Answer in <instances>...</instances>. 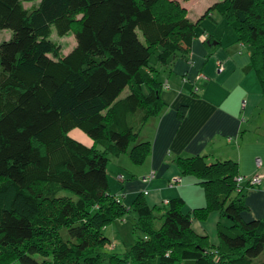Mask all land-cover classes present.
I'll use <instances>...</instances> for the list:
<instances>
[{
    "label": "trees",
    "instance_id": "1",
    "mask_svg": "<svg viewBox=\"0 0 264 264\" xmlns=\"http://www.w3.org/2000/svg\"><path fill=\"white\" fill-rule=\"evenodd\" d=\"M212 12L250 48L264 95V0H223L203 17ZM196 25L177 0H0V31L12 32L0 43V199L12 191L0 203V264H264V222L241 218L246 189L230 161L176 159L179 178L196 179L206 198L188 214L181 199L150 207L140 193L125 206L111 193L110 157L141 166L151 150L141 130L165 108L151 55H187ZM72 32L75 47L59 54L53 34ZM74 129L92 144L70 138ZM213 211L228 224L205 246L191 224ZM130 213L142 237L105 252L104 229Z\"/></svg>",
    "mask_w": 264,
    "mask_h": 264
},
{
    "label": "crops",
    "instance_id": "2",
    "mask_svg": "<svg viewBox=\"0 0 264 264\" xmlns=\"http://www.w3.org/2000/svg\"><path fill=\"white\" fill-rule=\"evenodd\" d=\"M221 1L207 0L206 10ZM208 18L217 26L224 22L217 12L210 13ZM250 54L249 47L236 41L234 32L226 35L202 29L187 55L177 53L166 64L158 61L155 69L163 85L160 96L165 108L148 119L141 130L139 139L149 142L151 147L141 165V177L122 168L123 164L116 170L115 175L121 179L117 177L119 192L114 194L122 195L125 206L138 194L147 193L144 198L150 207L163 206V201L174 199L184 202V214L204 207L205 194L196 179L181 177L179 183L169 186L171 179L180 177L177 158L201 156L208 164L230 161L235 164L236 176L248 178L257 172L264 176V95L250 65ZM220 65L222 70L218 71ZM198 74L204 78L193 83ZM184 77L188 82H183ZM192 86L198 88L196 94ZM181 107L185 110L179 119ZM113 158L119 160L120 156ZM257 159L261 161L259 170ZM151 173L154 179L143 182ZM241 201L247 208L241 213L245 222H264V179L258 188L242 192ZM209 222L215 223V229L219 222L228 224L219 212L213 211L205 221H193L191 228L197 235L207 237L205 246H216L218 238L210 239Z\"/></svg>",
    "mask_w": 264,
    "mask_h": 264
},
{
    "label": "rangeland",
    "instance_id": "3",
    "mask_svg": "<svg viewBox=\"0 0 264 264\" xmlns=\"http://www.w3.org/2000/svg\"><path fill=\"white\" fill-rule=\"evenodd\" d=\"M180 5L186 9L187 11V16L189 15L190 18L194 23H196V31L201 32L202 29L206 30L207 32H213V31H218V32H225L226 35L228 33H232L233 30L232 28L226 23V21L222 22L219 24V26L215 25L209 18L203 17L205 11H206V5L205 2L207 0H177ZM39 0H35L33 2H30L29 0H24V6L26 8L31 7L32 5H37ZM213 6V5H212ZM188 8V9H187ZM12 32L9 30H2L0 31V43L3 41H7L11 38ZM52 41L56 42L58 44V49H59V54H68L76 45V41L74 38V33L72 32L70 36H65L62 38H59L55 35V33L52 36ZM149 66L156 68L158 65V60H157V55L156 53L152 54L149 61H148ZM188 82V80H187ZM194 83V82H193ZM127 90H125L120 98H123L127 94ZM70 138L82 143L85 146H90L92 144V141L90 138L85 135L82 131L78 129L72 130L69 135ZM119 160L110 157V162L108 164V174H109V181H110V188H111V193H118L119 192V187L117 184V177L116 170L118 169L119 164H123V167L125 170H128L131 172L134 176H139V172L141 173L143 171L142 166H135L133 165L130 161L129 158H127V155H120ZM121 166V165H120ZM122 169V170H124ZM122 174L123 171H121ZM125 175V174H124ZM179 178V177H178ZM187 179L188 177H183ZM169 184V183H168ZM203 191V190H202ZM12 191L9 190L7 193L1 195L0 203L1 205H6L9 202V199L11 197ZM191 196H196V193H189ZM231 196L234 198L235 193H232ZM119 199L122 200V195L119 194L118 196ZM166 201H163V206L166 205L164 204ZM169 202V201H167ZM53 210H55L54 207L51 208L48 212V216L53 215ZM208 230H209V236L210 239L213 237H217V232L215 229V223L212 224V222L208 223ZM104 235L109 239L110 243L109 245H103L102 249L105 252H111V248L114 249L113 252L116 253H124L132 244L133 242L137 239V237H142V234L134 230V214L130 213L124 218L116 220L115 222L109 224L106 226L104 229ZM46 260H50L47 258ZM102 264H107V261H105Z\"/></svg>",
    "mask_w": 264,
    "mask_h": 264
},
{
    "label": "built area",
    "instance_id": "4",
    "mask_svg": "<svg viewBox=\"0 0 264 264\" xmlns=\"http://www.w3.org/2000/svg\"><path fill=\"white\" fill-rule=\"evenodd\" d=\"M222 68H221V65L218 67V71H221ZM204 78V75L202 74H198L196 77H195V80H194V83L199 81L200 79ZM183 82H187V79L186 77H184L183 79ZM164 88H167V86H165ZM192 91L193 93H197L198 92V88L197 87H193L192 86ZM244 103V102H243ZM256 168L257 170H259L261 168V161L259 159L256 160ZM121 178V177H119ZM151 179H154V175L151 173L150 175H148L147 177L143 178L142 181L143 182H147V181H150ZM264 179V176L263 174H261L260 172H257L255 173L254 175H252L251 177H248V178H245L243 176H237L235 177V183L236 185L238 186V191L242 190V189H246V190H252V189H256L258 188L262 181ZM180 178H174V179H171L169 181V186L172 187L174 185H176L177 183L180 182ZM147 194V193H145ZM167 201L164 203L167 205Z\"/></svg>",
    "mask_w": 264,
    "mask_h": 264
}]
</instances>
